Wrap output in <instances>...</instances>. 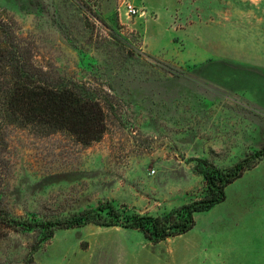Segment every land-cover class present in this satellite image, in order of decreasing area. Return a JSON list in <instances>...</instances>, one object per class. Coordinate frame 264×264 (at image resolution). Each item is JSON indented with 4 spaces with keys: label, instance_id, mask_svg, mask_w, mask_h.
<instances>
[{
    "label": "rangeland",
    "instance_id": "1",
    "mask_svg": "<svg viewBox=\"0 0 264 264\" xmlns=\"http://www.w3.org/2000/svg\"><path fill=\"white\" fill-rule=\"evenodd\" d=\"M0 22L34 80L107 114L89 145L0 129V212L12 219L0 264H209L193 250L206 228L230 245L225 264H264L248 253L264 247V159L180 236L64 223L108 204L124 218L167 214L207 190L206 171L229 172L264 145V72L252 63L264 59V0H0Z\"/></svg>",
    "mask_w": 264,
    "mask_h": 264
},
{
    "label": "trees",
    "instance_id": "2",
    "mask_svg": "<svg viewBox=\"0 0 264 264\" xmlns=\"http://www.w3.org/2000/svg\"><path fill=\"white\" fill-rule=\"evenodd\" d=\"M2 25L0 22V129L4 125L33 126L46 133L67 132L85 145L100 141L107 131V114L101 101L84 96L70 86L34 80L20 45ZM263 159L264 145L229 172L206 171L207 190L164 215L132 214L124 218L119 208L108 204L74 213L64 223L72 227L90 222L109 226L121 224L139 230L155 243L180 236L196 225L195 213L224 201L226 187ZM11 222L10 217L0 212V228Z\"/></svg>",
    "mask_w": 264,
    "mask_h": 264
},
{
    "label": "crops",
    "instance_id": "3",
    "mask_svg": "<svg viewBox=\"0 0 264 264\" xmlns=\"http://www.w3.org/2000/svg\"><path fill=\"white\" fill-rule=\"evenodd\" d=\"M254 59L256 60L252 62L253 65L260 67V69L264 72V59H261V58L259 59V57H257L256 55L254 56ZM218 204H216L214 207H216ZM214 207H212L209 210L214 209ZM223 231L225 232L226 230H223ZM203 232L206 235V237H204V240L200 241V245L198 247L194 246L193 250H197L199 248L200 251H198V254H200L201 258H203V261H202L203 263L225 264L227 262L226 258H228L229 254L231 253L230 245H227V246L218 245L219 241L222 239V236H220L219 234L220 231L218 232L211 231L210 229L206 228L203 230ZM223 237L229 239L231 238V235L228 232L227 235L223 234ZM253 246H258L257 248L259 249H255V247H253L252 248L253 250L251 251V253L248 252L250 254V257L258 263L260 262L264 263V247L262 248L261 246L256 245V244H253Z\"/></svg>",
    "mask_w": 264,
    "mask_h": 264
},
{
    "label": "built area",
    "instance_id": "4",
    "mask_svg": "<svg viewBox=\"0 0 264 264\" xmlns=\"http://www.w3.org/2000/svg\"><path fill=\"white\" fill-rule=\"evenodd\" d=\"M126 8H127V11L130 13V14H132V15H136L138 12H139V9L138 8H136L134 5H132V4H128L127 6H126Z\"/></svg>",
    "mask_w": 264,
    "mask_h": 264
}]
</instances>
